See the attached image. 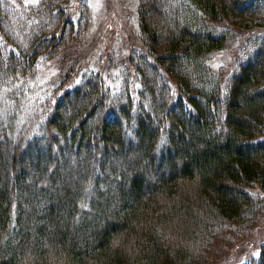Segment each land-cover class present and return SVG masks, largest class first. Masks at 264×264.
Here are the masks:
<instances>
[{"label":"trees","instance_id":"obj_1","mask_svg":"<svg viewBox=\"0 0 264 264\" xmlns=\"http://www.w3.org/2000/svg\"><path fill=\"white\" fill-rule=\"evenodd\" d=\"M161 3L137 0L109 84L68 57L90 23L71 0H0V264H212L257 226L264 0ZM235 28L234 67H213Z\"/></svg>","mask_w":264,"mask_h":264},{"label":"rangeland","instance_id":"obj_2","mask_svg":"<svg viewBox=\"0 0 264 264\" xmlns=\"http://www.w3.org/2000/svg\"><path fill=\"white\" fill-rule=\"evenodd\" d=\"M38 1L12 0L17 5L35 4ZM136 2L137 0H71L73 17L78 18L84 11L90 18V23L84 39L77 40L78 42L69 47L71 52L68 57L70 58V54L75 50L77 56L80 55L79 68L100 69V74L106 82L109 84L119 82L120 62L124 61L131 48L139 47L135 20ZM164 3H161L163 6L161 8L166 12L167 6ZM234 33L238 36L236 39L232 36L223 50L211 54L209 62L213 67L223 66L227 70L234 67L243 39L250 31L235 28ZM261 196L264 199V194ZM256 225L243 233L239 232L237 234L239 238L233 239L232 245L231 242L219 243L220 246L213 252L217 255L213 258L212 264H240L255 255L264 242V210L258 216Z\"/></svg>","mask_w":264,"mask_h":264}]
</instances>
